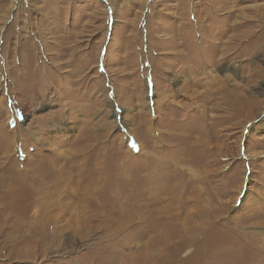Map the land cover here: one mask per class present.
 <instances>
[{"label":"rangeland","instance_id":"374dc122","mask_svg":"<svg viewBox=\"0 0 264 264\" xmlns=\"http://www.w3.org/2000/svg\"><path fill=\"white\" fill-rule=\"evenodd\" d=\"M262 232L264 0H0V264H264Z\"/></svg>","mask_w":264,"mask_h":264},{"label":"bare ground","instance_id":"6f19581e","mask_svg":"<svg viewBox=\"0 0 264 264\" xmlns=\"http://www.w3.org/2000/svg\"><path fill=\"white\" fill-rule=\"evenodd\" d=\"M230 230V229H229ZM263 233V232H262ZM264 234V233H263ZM257 239V238H256ZM262 241V240H261ZM262 249V248H261ZM150 252V251H149ZM155 260V259H154Z\"/></svg>","mask_w":264,"mask_h":264}]
</instances>
